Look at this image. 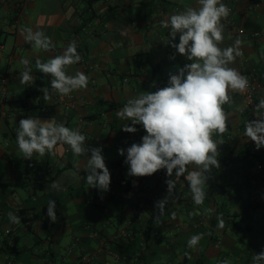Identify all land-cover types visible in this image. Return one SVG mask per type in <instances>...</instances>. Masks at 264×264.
I'll list each match as a JSON object with an SVG mask.
<instances>
[{
	"label": "crops",
	"instance_id": "crops-1",
	"mask_svg": "<svg viewBox=\"0 0 264 264\" xmlns=\"http://www.w3.org/2000/svg\"><path fill=\"white\" fill-rule=\"evenodd\" d=\"M222 2L233 8L230 19L245 34L232 36L224 27L219 46L242 40V55L230 66L255 78L258 99L264 98V0ZM187 7L198 8V0H0V264H220L221 259L254 264L253 257L264 252V147L257 149L244 134L245 124L257 113L239 92H230L231 101L223 106L227 130L213 136L219 168L205 174L209 179L203 204L194 203L184 177H168L166 169L135 177L128 175L126 163L110 168L146 135L142 125H135V133L124 132L122 127L131 123L116 113L128 100L168 86L169 75L191 63L171 47L170 29L163 27ZM23 28L43 31L54 50L33 48L21 34ZM72 41L81 60L66 72L85 73L88 86L68 96L52 93L45 100L40 89L49 87V80L36 69L35 60L62 54ZM174 42L179 43V34ZM22 58L32 68L28 84L20 83ZM103 102L118 108L106 111ZM28 117L79 129L88 151L77 156L58 144L54 154L24 159L16 130ZM94 147L102 148L113 175L107 192L85 181ZM43 165L55 169L53 179L42 178ZM188 170L197 169L188 165ZM166 179L176 181L171 195ZM53 181L62 184L61 191L49 190ZM165 198L168 204L157 223L155 205ZM49 199L56 202L55 222L47 216ZM243 204L250 210L243 213ZM9 212L21 222L12 223ZM218 216L225 222L223 229L217 227ZM122 232L133 238L123 239ZM201 233L198 245L188 248V239Z\"/></svg>",
	"mask_w": 264,
	"mask_h": 264
},
{
	"label": "clouds",
	"instance_id": "clouds-1",
	"mask_svg": "<svg viewBox=\"0 0 264 264\" xmlns=\"http://www.w3.org/2000/svg\"><path fill=\"white\" fill-rule=\"evenodd\" d=\"M199 7H187L172 14L163 22L169 28L171 47L180 55L187 57L191 63L177 69V74L169 75L168 86L155 92H145L128 100L116 115L130 121L122 127L127 133H135V125H142L146 135L139 144L133 143L127 149L125 163L129 165L128 175L135 177L151 176L161 169H166L168 177H184L196 205L203 204L206 198L205 187L213 167L219 168L218 142L214 135H222L227 130L228 116L224 105L230 103V92L244 93L249 86L248 78L231 67L237 57L242 55V40L237 37L234 43L225 48L219 45L223 41L224 25L230 14V8L222 0H198ZM26 42L33 48L49 52L55 45L43 31L31 28L21 29ZM179 34V43L175 39ZM81 56L77 44L72 41L62 54L55 55L47 61L37 58L36 69L52 77L50 88L40 89L45 100L51 99L52 93L68 96L71 92L86 89L88 76L77 71L68 75L66 69L79 63ZM24 71L20 72V83L33 81L32 68L28 59H21ZM264 98L259 99L255 112L261 117L248 121L244 134L255 142L256 148L264 147ZM16 141L22 157L31 160L34 154L43 157L54 154L58 144L67 145L74 155H85L86 137L79 129H72L54 119L41 121L38 117H28L19 121L16 130ZM124 149H119L124 155ZM188 165H195L197 170H188ZM86 183L90 188L103 192L109 190L111 177L106 167L101 147L91 149V155L85 168ZM185 173L187 175L185 176ZM72 176L78 179L77 173ZM168 193L171 195L176 181L166 179ZM49 190L61 191L62 184L53 181ZM168 199L158 201L155 207L159 215L155 217L160 223V216L165 213ZM56 202L49 199L47 216L55 222ZM9 220L19 224L21 219L13 212ZM217 227L223 229L225 222L222 216L217 217ZM203 234L191 236L187 241L188 248H194ZM254 264L264 261V252L253 257ZM223 264H228L224 261Z\"/></svg>",
	"mask_w": 264,
	"mask_h": 264
},
{
	"label": "built area",
	"instance_id": "built-area-1",
	"mask_svg": "<svg viewBox=\"0 0 264 264\" xmlns=\"http://www.w3.org/2000/svg\"><path fill=\"white\" fill-rule=\"evenodd\" d=\"M228 7L230 8L231 11H230L228 18L226 20H222L224 27L227 29L228 33L232 36L244 35L245 34L244 29L236 26L230 19V15L233 13V8L231 6H228ZM3 50H4V45L0 43V59L2 57ZM248 81H249L248 89L244 93H240V94L243 100L245 101V103L249 106V108L254 110L256 104L259 101L258 96H257V91L255 88V84L257 80L255 78H250L248 79ZM1 83L3 87L6 84V80L5 79L1 80ZM258 118H261L258 114L253 115V120L258 119ZM55 175H56L55 169H53L52 167H49L46 165L41 166V176L44 180H51L55 177ZM91 201L92 202L94 201V197L91 198ZM121 237L123 239L129 240L133 238V235L128 232H122ZM224 261H225L224 259H221L220 264H223ZM7 264H15V263L11 260H8Z\"/></svg>",
	"mask_w": 264,
	"mask_h": 264
},
{
	"label": "trees",
	"instance_id": "trees-1",
	"mask_svg": "<svg viewBox=\"0 0 264 264\" xmlns=\"http://www.w3.org/2000/svg\"><path fill=\"white\" fill-rule=\"evenodd\" d=\"M92 1H95V0H91V3H92ZM43 75L48 78V80H49V88H50V81H51L52 77L49 76V75H45V74H43ZM102 104H106V111H110V110H114V109L118 108V106L116 104H113V103H104L103 102ZM99 116L100 115H98V114L97 115H90V116L87 117V119L88 120H94V119L98 118ZM125 160L126 159H122V160H118L116 162H113L111 164L110 168L113 169V170H117V169L121 168L125 164ZM110 177L113 178V175H110ZM248 210H250V206L248 207L247 205L243 204L242 205L243 213L247 212Z\"/></svg>",
	"mask_w": 264,
	"mask_h": 264
}]
</instances>
